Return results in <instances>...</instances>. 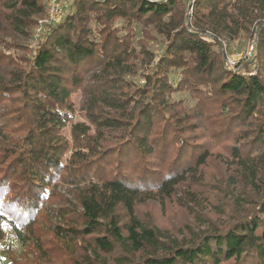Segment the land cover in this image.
<instances>
[{
    "label": "trees",
    "instance_id": "16d2710c",
    "mask_svg": "<svg viewBox=\"0 0 264 264\" xmlns=\"http://www.w3.org/2000/svg\"><path fill=\"white\" fill-rule=\"evenodd\" d=\"M46 8L0 0V207L11 215L0 214V241L9 230L30 241L14 264H264V0H73L36 48L21 44ZM135 24L167 38L156 61L134 44ZM253 25L248 64L257 71L229 68L222 41ZM137 61H154L142 87L122 75ZM77 90L90 125L73 124L69 141ZM182 91L196 99L192 111L205 112L202 137L206 127L174 105ZM215 155L232 172L206 183ZM58 181L78 203L42 211L61 200L46 194ZM225 187L248 213L184 241L136 212L179 190L217 207L211 198L222 202Z\"/></svg>",
    "mask_w": 264,
    "mask_h": 264
},
{
    "label": "rangeland",
    "instance_id": "374dc122",
    "mask_svg": "<svg viewBox=\"0 0 264 264\" xmlns=\"http://www.w3.org/2000/svg\"><path fill=\"white\" fill-rule=\"evenodd\" d=\"M44 1L47 4L46 14L40 19H43L44 17L46 18L47 16L49 0ZM59 1L62 5L61 17L63 18L71 9L73 0ZM262 19L263 21L261 23L264 25V17ZM117 24L119 27L123 28L121 21H118ZM48 28H44L41 32H39L37 30L38 26H36L31 31L29 37H20V43L33 49L36 48L40 43L43 33ZM257 29H255V25H253L248 33H243L236 39L231 40L227 38L222 41L225 62L226 57L230 55L234 57L236 61H238L237 67L240 66L244 67L245 69L247 65V71H257V68H255L256 64H248L252 60L253 54L255 53V41L259 38L257 37ZM134 33V44L138 45L139 43H142L148 49V51H150L155 56L156 61L160 55H162L163 50L168 43L167 38L155 31H150V29L147 32H144L141 30V27L138 24L134 25ZM251 46H254V48L252 49ZM150 62L145 61L144 64H142L141 61H137L132 66L125 67L122 75L128 81L133 82L134 85L142 87L146 85V74L148 73L147 67L153 66L154 64L153 61L151 65H149ZM244 69L243 71H245ZM93 73L94 69L88 73L89 76L87 78H89ZM171 98L176 100L174 105L177 109L182 108L184 112L191 113L190 117L192 122H195L196 125L206 127V129L204 128L205 130H203L204 132H202V134H200L198 137L204 136L208 131L207 122L205 118L202 119L199 116V113L202 112L205 114V112L191 110L196 106V99H193L188 91L177 92ZM72 101L74 104L72 118L71 121L66 124V127L63 131L64 136L69 141H71V130L73 124L84 123L85 125H90L88 117L86 116L85 93L81 90L75 91L72 95ZM71 153L72 150L68 152L64 162L67 161V157H70ZM223 159L224 156L215 155L209 161L208 166L205 167L203 172L204 181H206V183H213L217 179H222L224 176L226 178L232 172L227 170L226 164L225 166L222 164L221 161ZM53 191L62 195L61 200H57V202H44L42 205V211L57 209L60 206H71V203H78L75 193L71 191L70 186L62 183L61 181L56 182V185L48 186L46 192L47 196L52 195ZM10 194L11 192L9 191H5L3 193L4 197L2 201L5 206L7 203H9L6 198H9ZM234 196L236 195H230L225 187V194L223 193L222 197H220L222 202L219 201V195L217 196L214 194V196H212V203H217V207H215L213 204L210 205L208 200L203 201V199H201L198 202L192 201L185 197L183 190H179L176 197L145 200L144 202L140 203L136 209V212L138 213L140 219H142L145 223H149L152 226L162 229V231L166 233L167 238L172 237L178 239L179 241H184L185 239L191 237L192 232L201 233V231L208 230L214 225L216 228L223 230L235 222L236 219L244 217L248 213L246 209L249 210L251 207H247V204H237ZM0 214L11 218V215L5 212L3 207H0ZM48 220L54 225L56 222H59V219L55 218V216L51 214H49ZM44 225L47 228L49 227L47 226L46 222ZM28 245H30V241L27 243V245H24L21 240L9 230L6 237L0 241V264H14L16 259L21 261L23 259V254L29 248Z\"/></svg>",
    "mask_w": 264,
    "mask_h": 264
},
{
    "label": "built area",
    "instance_id": "2783aa9c",
    "mask_svg": "<svg viewBox=\"0 0 264 264\" xmlns=\"http://www.w3.org/2000/svg\"><path fill=\"white\" fill-rule=\"evenodd\" d=\"M62 16V5L59 0H49L48 11L46 18L40 19L38 22V31L41 32L44 28H48L54 24H57L61 20ZM253 49L254 46H251ZM226 64L228 67L234 69L237 67L238 61L234 57L228 55L226 57Z\"/></svg>",
    "mask_w": 264,
    "mask_h": 264
}]
</instances>
